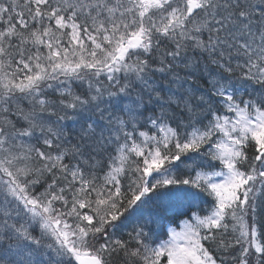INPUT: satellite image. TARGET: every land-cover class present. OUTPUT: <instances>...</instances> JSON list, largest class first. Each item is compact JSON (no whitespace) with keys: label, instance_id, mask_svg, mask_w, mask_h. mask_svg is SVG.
Listing matches in <instances>:
<instances>
[{"label":"snow or ice","instance_id":"1","mask_svg":"<svg viewBox=\"0 0 264 264\" xmlns=\"http://www.w3.org/2000/svg\"><path fill=\"white\" fill-rule=\"evenodd\" d=\"M0 264H264V0H0Z\"/></svg>","mask_w":264,"mask_h":264},{"label":"trees","instance_id":"2","mask_svg":"<svg viewBox=\"0 0 264 264\" xmlns=\"http://www.w3.org/2000/svg\"><path fill=\"white\" fill-rule=\"evenodd\" d=\"M202 68H203V64H201V70L197 72V75H198V76H203ZM213 70H215V69H213ZM158 75H159V74H158ZM181 75H184L183 71H181ZM239 75H240L239 72H237V73L235 74V76H233V77L231 78L234 84L239 83ZM200 86H204V87H206V82H205L204 79H200V80H198L196 83H192V84H191V87H192L193 89H195V88H197V87H200ZM185 87H188V84H186ZM197 94H199V93H197ZM68 126H69V128L72 127L71 122H68ZM41 190H42V189H41ZM201 207L203 208L204 206L201 205ZM202 214H203V213H202ZM179 230H180L179 227H177V231H179ZM34 234H36V235L39 234V229H38V228H37V230H36V232H35ZM125 238H127V237L125 236Z\"/></svg>","mask_w":264,"mask_h":264}]
</instances>
